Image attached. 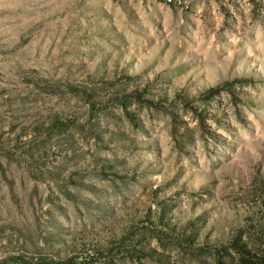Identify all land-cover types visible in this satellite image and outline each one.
<instances>
[{
    "label": "rangeland",
    "instance_id": "rangeland-1",
    "mask_svg": "<svg viewBox=\"0 0 264 264\" xmlns=\"http://www.w3.org/2000/svg\"><path fill=\"white\" fill-rule=\"evenodd\" d=\"M261 232L264 0H0V264H244Z\"/></svg>",
    "mask_w": 264,
    "mask_h": 264
},
{
    "label": "trees",
    "instance_id": "trees-1",
    "mask_svg": "<svg viewBox=\"0 0 264 264\" xmlns=\"http://www.w3.org/2000/svg\"><path fill=\"white\" fill-rule=\"evenodd\" d=\"M216 89L209 90V93H212ZM137 94V93H136ZM137 97L140 98V95L137 94ZM262 237H260L259 241L264 245V233L261 232ZM231 247L240 255V259L244 264H264V254L257 253L254 250H251L243 241L234 239L230 241ZM221 249H218L219 254H222ZM224 250V249H223ZM262 252L264 250L260 249ZM62 264V263H57ZM220 264H223L220 259Z\"/></svg>",
    "mask_w": 264,
    "mask_h": 264
},
{
    "label": "built area",
    "instance_id": "built-area-1",
    "mask_svg": "<svg viewBox=\"0 0 264 264\" xmlns=\"http://www.w3.org/2000/svg\"><path fill=\"white\" fill-rule=\"evenodd\" d=\"M170 2H172L173 0H168ZM180 3L184 2V3H189L191 0H178Z\"/></svg>",
    "mask_w": 264,
    "mask_h": 264
}]
</instances>
